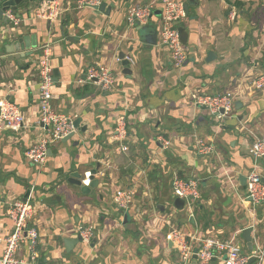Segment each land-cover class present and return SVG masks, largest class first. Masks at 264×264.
<instances>
[{
	"label": "crops",
	"instance_id": "1",
	"mask_svg": "<svg viewBox=\"0 0 264 264\" xmlns=\"http://www.w3.org/2000/svg\"><path fill=\"white\" fill-rule=\"evenodd\" d=\"M57 1L61 15L56 20L36 17L43 0L19 6V16L13 12L17 23L0 20V56L5 57L0 58V98L14 102L25 119L19 132L0 130V259L13 226L6 210L27 191L34 210L29 225L38 239L33 253L20 246L18 264H181L169 238L172 228L185 233L193 247L213 237L234 240L248 255L264 250V203L251 204L245 185L247 174L254 167L260 170L249 147L255 138H264V88L248 90L252 78L264 74V0L188 2L178 25L187 50L180 67L171 64L166 47L141 43L135 27L125 23L131 6L156 1L148 23L157 27L161 0H101L105 12L79 8L75 0ZM12 35L34 36L37 49L7 59L2 42ZM45 45L51 49V107L73 121L79 117L85 130L75 128L68 140L51 145L38 167L24 153L43 134L37 127L36 63ZM210 51L215 56L206 61ZM119 52L128 58L131 74L122 72ZM98 63L115 75L111 91L74 84ZM192 91L232 92L233 109L213 117L190 101ZM123 112L129 129L126 151L111 135ZM158 134L172 140L168 149H161ZM195 137L211 141L214 151L198 155ZM91 169H98L93 175L97 185L88 193L68 182L73 171L83 180ZM260 171L264 179V167ZM174 177L195 179L199 201L175 207ZM121 188L137 190L132 217L114 206L113 193ZM197 202L201 208L196 209ZM87 227L89 241L66 245L64 238L75 239ZM246 227H252V251L241 236ZM213 253L209 261L196 264H224V251ZM253 264H264V254Z\"/></svg>",
	"mask_w": 264,
	"mask_h": 264
},
{
	"label": "built area",
	"instance_id": "2",
	"mask_svg": "<svg viewBox=\"0 0 264 264\" xmlns=\"http://www.w3.org/2000/svg\"><path fill=\"white\" fill-rule=\"evenodd\" d=\"M79 8L98 9L101 0H75ZM156 1L150 3L131 6L125 16L127 27L143 26L147 24L152 16V9ZM161 16L157 26V45L166 47L169 51L170 62L174 67H180L187 59V50L181 42L178 29L179 23L186 17L184 4L181 0H161ZM7 17L17 23L18 19L12 11L6 12ZM35 15L39 19L53 21L59 18L61 10L57 0H43L36 9ZM264 40V33L262 35ZM40 57L36 63L38 76V106L39 117L37 127L43 134L28 149L25 150V157L29 163L35 166H42L47 157L48 149L60 139L75 131L71 116L56 112L51 107L52 86L54 84L52 67L50 64L51 49L48 45L40 47ZM256 90L264 88V74L252 79ZM76 86L96 85L102 91H111L115 84V75L110 68L102 64L89 65L83 73L74 81ZM190 101L194 105H204L209 114L213 117H224L233 109L235 95L232 92L225 93H205L192 91L189 95ZM222 110L223 112H220ZM128 118L123 112L116 117L115 127L112 132V142L119 145L121 151L128 150L129 129ZM25 127V119L20 108L12 101L0 98V130L19 132ZM161 149L166 150L172 145V140L162 135L156 137ZM194 144L198 155H210L214 151L211 141L195 137ZM249 153L256 161L264 157V138H255L249 147ZM84 185L89 184L90 172L86 171ZM246 198L253 205L264 203V179L261 171L254 167L246 176ZM171 191L174 198L184 201V205H190L193 201L200 198L198 183L194 179H180L174 177L171 183ZM137 192L134 188L117 189L113 193V203L117 209L125 212L133 202ZM7 215L12 220V232L5 239V249L0 259V264H18L15 253L22 244L28 246L32 253L35 250L38 231L30 227L29 221L33 217L34 210L30 199L14 200L6 210ZM82 240L89 241L92 237L91 228L79 229ZM169 238L173 243L181 264H190L194 249H196L197 261H209L214 251H225L224 264H248L251 255L255 256V261L262 259L264 250L254 251L252 254H245L234 240L221 241L213 237L201 239L196 247L190 245L185 233L179 229L172 228L169 231Z\"/></svg>",
	"mask_w": 264,
	"mask_h": 264
},
{
	"label": "water",
	"instance_id": "3",
	"mask_svg": "<svg viewBox=\"0 0 264 264\" xmlns=\"http://www.w3.org/2000/svg\"><path fill=\"white\" fill-rule=\"evenodd\" d=\"M33 0H0V20L7 24L9 23L8 17L6 15L7 11H12L14 13H16V11L18 10L19 6H27L28 7V3H30ZM188 2H192L191 0H187V3L184 2V9L185 12L188 11ZM105 7H106V3L102 2L100 4V6L98 7V10L101 12H105ZM19 13H16L17 16ZM107 14V11H106ZM135 29L138 31V39L141 43H144L146 45L149 46H153L157 44V27L156 25H153L151 23H147L141 27L136 26ZM179 33H180V38L182 43H185L186 41V35L184 33V29L179 27ZM5 36V35H4ZM11 37V36H9ZM1 41H3V38L1 39ZM3 47L5 49V52L9 53L10 55L7 56V59L12 60L14 58H20V57H25L27 55H31L34 50H36V42H35V38L34 36H30V35H12V37L10 38V40L5 43L2 42ZM16 52V53H14ZM215 54L210 51L207 54L206 57V61H210L214 58ZM0 58H5V57H1ZM118 59H119V63L120 65L124 66L123 69V73L124 74H131V70L127 67L129 64V60L127 57H125V54L123 52H119L118 54ZM202 107H205L207 109L206 106L204 105H200ZM220 112H223L222 110H220ZM81 119L79 117H77L76 119H74L73 121V125L76 129H80L82 131L85 130L84 127H80ZM74 134V131L71 132L69 135H67L66 137L60 139L61 141H66L68 140L72 135ZM48 155H50V148L48 149ZM98 169H91L90 172V177H89V184L88 185H84L82 183V179H81V174L73 171L72 173H70V176L68 178V182L75 184L77 186H79L81 188V191L83 193H88L90 191L91 188H94L97 185V180L94 179V174L97 173ZM84 176V175H83ZM29 194V191H27L24 195L23 200H26L27 196ZM33 205V202H32ZM174 205L175 207L181 209L184 207V201L179 199V198H175L174 199ZM251 231H252V227H246L244 229L241 230V236L244 239V241L246 242V246L247 249L249 251H252L253 249V243H252V238H251ZM82 239L80 237V235H78L75 239L72 238H64V242L66 243V245L68 246V244H73V243H78L80 242ZM225 253V251H224ZM191 261L190 264H196L197 261V255H196V249H194L192 257H191ZM255 261V256L251 255L248 259V264H253Z\"/></svg>",
	"mask_w": 264,
	"mask_h": 264
},
{
	"label": "rangeland",
	"instance_id": "4",
	"mask_svg": "<svg viewBox=\"0 0 264 264\" xmlns=\"http://www.w3.org/2000/svg\"><path fill=\"white\" fill-rule=\"evenodd\" d=\"M253 79V78H252ZM252 81V80H251ZM248 90H250L251 92H254V93H257V92H259L260 90H256L255 88H254V86H253V84L250 82V84L248 85ZM256 166H258L259 168H260V170H262L263 169V167H264V157H262V158H260V159H257L256 160ZM136 192H137V190H136ZM137 196V195H136ZM136 198V197H135ZM115 206V205H114ZM134 209H128V210H126L125 211V214L126 215H128V216H130V217H132L133 215H134ZM180 261H181V258H180Z\"/></svg>",
	"mask_w": 264,
	"mask_h": 264
},
{
	"label": "trees",
	"instance_id": "5",
	"mask_svg": "<svg viewBox=\"0 0 264 264\" xmlns=\"http://www.w3.org/2000/svg\"><path fill=\"white\" fill-rule=\"evenodd\" d=\"M195 148V147H194ZM180 178V177H179ZM180 179H182V178H180ZM173 180V179H172ZM172 180H171V182H170V188H171V183H172ZM185 180V179H184ZM187 180V179H186ZM195 180V179H194ZM198 183V182H197ZM199 187V186H198ZM198 201H199V199H198ZM201 206H202V204L200 203V202H197L196 203V209L198 208V207H200L201 208ZM222 241V240H221Z\"/></svg>",
	"mask_w": 264,
	"mask_h": 264
}]
</instances>
